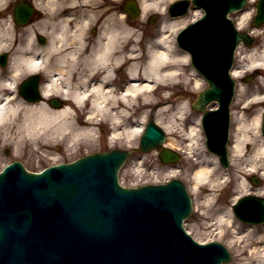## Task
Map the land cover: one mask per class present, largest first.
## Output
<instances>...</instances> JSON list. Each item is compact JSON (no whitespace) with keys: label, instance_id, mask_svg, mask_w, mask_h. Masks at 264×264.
<instances>
[{"label":"bare ground","instance_id":"bare-ground-1","mask_svg":"<svg viewBox=\"0 0 264 264\" xmlns=\"http://www.w3.org/2000/svg\"><path fill=\"white\" fill-rule=\"evenodd\" d=\"M1 1L3 2L5 0ZM39 1L40 0H38V2ZM141 2L144 10L147 11L151 8V6L157 7L159 10H163L164 7H166L165 3L168 1L163 2V8L159 7V0H141ZM38 4L45 5V3ZM126 7L129 8L131 16L136 15L138 7L136 6L134 0H129ZM248 15L249 14L246 13L244 17ZM113 19L114 21L112 22L111 20ZM124 21L123 17H120L119 21L115 18H111L106 25V27L110 26L111 28L109 29L105 27L101 36V38H105L106 42L99 43V50L92 59H89L88 56L84 58V64H86L88 70L84 72L86 76L82 82L83 86L86 84V79H89L92 75H94V73L101 71L102 77L98 83L82 90L77 87L73 88L74 85L72 78L74 76V72L72 70H76L78 67L75 65H72L73 67H67L65 65L59 68L60 71L55 78L50 79L49 84L45 86V92L48 95L53 92L52 90H55L59 95L64 94L65 96H62L64 98L66 96L70 97L72 102V105H70L71 107H73V104L81 105L86 101V99H88L91 105V116H89L88 119L91 121V119L94 120L95 117H97V119L102 118V122L111 120L115 126L114 136L121 134L132 135L134 133L133 130L131 131V128L128 129L126 126L121 127H126L123 133L119 132L117 126L119 125L120 127L122 125V119L124 117L135 115V107H152L157 104L156 106L161 108L156 111L158 122L161 123L169 133L173 134L175 132V126L179 124L178 119H182L188 113V111L186 112L188 109L187 105H183L176 116L169 114L168 119L163 117L164 115L161 113H168V111L172 108V101L175 95L170 93V90H172L175 85L182 84L184 82L183 79L185 78V74L182 72V67L177 59L188 60V55L184 54V56H182L179 52H175L173 50V47H175L174 41L169 37L170 32L174 28L182 26L186 21L184 19L174 22L164 21L162 26L163 33L157 40L152 42L144 62L139 55L134 54V52H131L129 55H125L122 51H119V56H115V54H117L118 43L120 48V43L123 39H125L124 37L128 36V34L132 32V28L127 25H131L129 23L131 21ZM1 23L3 26L0 27V49L4 47L10 48L9 44L11 42V38H14L17 28H15V26H13V22L11 23L10 21H4ZM241 24L243 23L241 22L240 25ZM240 28L243 27L240 26ZM35 30H37V28L33 25L30 27L29 35L23 42H15L14 50H20V52L14 54L7 76H2L0 73V121H4L7 125H9L10 131H8V133H11L10 138H17L21 144H23L22 141L25 144H31L40 142L42 139L49 140L52 136H60L63 139L69 138V140H75L79 136L90 135L94 128L91 127L89 122H86L87 126H80L77 122H75V120L70 118L72 110L70 106L54 110L53 108L50 109L46 107L45 104L26 105L19 97L15 98L14 95L16 93L17 83L25 76L34 73V71L38 68L35 44L33 42V33H35ZM66 30V28H63L62 32L59 34L60 39L58 42H64L66 37H69V34H72ZM251 34L256 36L261 35L258 29L253 30ZM157 45L160 46L161 50H154ZM262 47L264 49V44ZM111 49H114L115 51L110 52ZM241 50L242 48H239V54L244 53V51L241 52ZM52 51L53 50L50 47L49 53ZM259 52L260 51L257 49L248 51V58L252 63V65H250L251 69L264 67V50H262V54H259ZM74 53L72 50H69L67 54L61 57L64 61H67V58L69 56H73ZM127 62L130 63L127 67V73L133 79L131 84L125 87V91L123 93L117 94L112 91L110 87L106 86V82L114 76V71L109 67L111 64L117 65L118 63L119 67H122ZM99 66H101V68L98 70ZM241 74L242 73L240 71H234L235 77H239ZM62 79L65 82L63 86L65 88L64 91L62 90L60 84L63 83ZM199 84L200 82L197 81V88L199 87ZM243 90L244 86H240L239 93H242ZM252 98V102H247L248 100L246 99L245 104L256 105L264 101V95L260 96L259 92H255ZM162 99L165 101H162ZM12 102L13 104H11ZM20 112L21 114H19ZM145 114L146 115L143 116L144 119L147 117L148 112H145ZM261 117L262 110L256 112L252 118V124H247L246 120H244L245 118L242 121L240 120L238 123V130L240 135H242L239 137L238 133V138L235 139L232 147L233 151L240 155H238L240 157H238L239 163L236 164L238 173H245L248 170L255 171L260 168L264 170V143L261 149L254 153L253 157L245 159L247 152H244V146L246 143L253 139L250 134L252 129L255 128L260 133ZM144 123V121L140 122L141 129L139 131L141 132ZM199 125L200 121L196 122L195 127H199ZM195 127H191L192 131H196ZM199 135H201V133ZM190 139L193 140L194 137ZM168 143L169 146L176 147L178 140H175V138L172 137ZM242 155L244 157H241ZM198 164L200 167L197 170L195 177L196 186L199 187L198 185L202 183L207 186L210 185L214 190L221 187L223 182L221 181L222 175L218 172V161L216 158L209 157L205 154L203 159H199ZM238 187V193H242L247 190L248 184L245 178H243ZM214 199L215 195L211 196V198L208 199V202H212ZM228 212V223L233 225L231 210L229 209ZM223 217L224 216H221L219 219L222 223L224 221ZM236 247L239 251L243 248L241 245H236ZM258 251V248H253V254L251 253V256L258 254ZM260 257L264 258V255H260Z\"/></svg>","mask_w":264,"mask_h":264},{"label":"rangeland","instance_id":"rangeland-1","mask_svg":"<svg viewBox=\"0 0 264 264\" xmlns=\"http://www.w3.org/2000/svg\"><path fill=\"white\" fill-rule=\"evenodd\" d=\"M160 1H168V0H159ZM254 0H251L249 4V12L251 14L254 12ZM120 5V4H119ZM153 9V8H151ZM252 16V15H251ZM240 15H235V19H239ZM250 21V20H249ZM136 23V24H135ZM139 18H136L134 21V25H132L133 28L137 29V27L140 26ZM152 25H149V30L151 29ZM246 29V28H245ZM261 35L258 38V43L248 48L245 45H241V52L244 51L242 54H237L236 58V64L239 71H245L250 65H252L251 60L248 58V51L257 49L259 50V54H262L263 44H264V26L261 30ZM133 34V33H131ZM132 39V35L126 38V41L124 42V45H128V40ZM139 46V45H138ZM123 47V46H122ZM122 47H120V50L123 51ZM139 48V47H138ZM158 50L159 47L157 48ZM119 50V51H120ZM125 51V50H124ZM141 54H145V50L140 49ZM128 54V53H127ZM130 63H126L122 67H119L118 76L122 77L124 74L127 73V67ZM185 68V75L188 79L187 83L182 84L181 86L183 88H174L173 92L177 95H175L173 101H172V108L168 113H161L168 119V115H177L179 110L182 108L183 105H187L188 109L190 110V104L191 99L196 96L197 93H199L201 90L206 88V85L203 80H201L199 87L195 88V84L197 82V77L194 74V72L191 69V66L188 65ZM261 71L264 72V67L260 68V75H255L253 80L251 82H243L242 84L245 87V90L241 95L236 99L237 103L233 105L234 111L237 114L238 120L242 121L246 120L247 124H252V118L256 114V112H259L262 110L264 111V101L260 104H245L244 102L246 99L249 100V102L252 100V88L259 87V85H264V75H261ZM244 77V74H242ZM190 80V81H189ZM180 86V87H181ZM262 87V86H261ZM185 89V90H184ZM164 99H162L163 101ZM165 101V100H164ZM252 102V101H251ZM157 105V104H156ZM152 106L148 107L147 111L151 113V115H154V111H158L161 108L159 106ZM245 106V107H244ZM137 117L139 118L142 116L143 111L141 109L137 110ZM192 114H187L188 116V122L184 123L182 119H178V125L175 126V132L173 134L169 133L170 138H175V140H178L177 146L173 147L176 150H181L185 153L183 160L178 164V166L174 169H170L168 166L161 163L159 160L158 154L153 151L141 159H135L134 163L127 166L124 169V172H122V182L124 185L133 186V185H140L144 183H160L166 180L167 178L172 176H177L181 178L188 186L191 193L196 198V205L197 208L195 212L193 213L191 219L188 221L187 226L188 228L200 239L202 240H208L212 239L216 236V233L218 234L216 237L217 239L223 241L232 251L233 258H232V264H249L250 260L252 258L257 259L258 263H260V254L264 255V251L260 250L258 251L257 255H254L253 257H247L245 254H243L242 251H239V249L236 247V243L243 245L244 241L247 240H253L256 239L257 236H254V234L249 235L247 237H243L242 235L240 237H232L231 233V227L228 223V210L231 208V205L235 202L236 194H231V191L233 188L236 187V172L235 170H232V179L231 183L228 184L230 186L227 187L226 185H222L221 188H218L217 191H215L210 185L209 186H203L198 190L196 186V173L199 169V165L196 164V160H198V157L200 156V150L198 152H194L192 154H187L189 152L188 149V134L186 132H190L191 125L196 121V118L199 117L197 113L194 111H191ZM179 117V116H177ZM137 124V122H136ZM97 125V126H96ZM95 129L90 135H82L76 138L75 140H63L60 136H52L49 138V140L42 139L40 142L31 143L30 146H26V144L22 141L23 144L17 139H15V142L12 144H9L8 138H10L11 133H8V128L4 127V131L0 128V169L3 167L7 162L11 160H21L23 161L27 168L32 170H40L43 166L53 163L58 160H70L74 157H78L83 155L87 151H96L100 150L101 148H105L110 145H113L114 147L118 146L119 148H126L129 146H135L137 145L138 141L131 140L132 138H135L133 134L131 136H125L122 139L116 140L117 144H113L111 141V136L105 133V131L100 127L98 124H96ZM187 125H190V128L188 129ZM104 127V126H103ZM105 129V128H104ZM138 129V125L134 126V130ZM238 132V131H237ZM187 134V135H186ZM252 136V140H250L246 145L244 146V152H247V155L245 156V159H248V157H253L254 153L256 151H259L264 143V137L261 133L257 131V129H252V132L250 133ZM242 135V134H241ZM239 133V137L241 136ZM256 136V137H255ZM255 137V138H254ZM138 139V137L136 136ZM72 142V143H71ZM12 145V147H11ZM108 146V147H109ZM172 147V146H171ZM201 147V145H200ZM7 149H9L10 153L6 154ZM192 155V156H191ZM237 157L240 155L237 154ZM239 155V156H238ZM241 157H244L243 155ZM240 158V157H239ZM239 161V160H238ZM223 169H221L222 171ZM235 174H234V172ZM255 175L261 177L264 180V171L261 173L259 171H256ZM222 174V173H221ZM247 184L248 186H251L252 184L249 182V176L253 175L250 174V172H247ZM240 176V175H239ZM227 178V177H226ZM243 177H240V179ZM223 178L221 179V181ZM235 182V183H234ZM232 188V189H231ZM264 188V185L261 187ZM264 190V189H263ZM215 195V199L212 202H208V199L211 198V196ZM224 216L223 223L219 221L220 217ZM235 220V217H234ZM234 226H240V223L235 220ZM238 228V227H236ZM234 229V228H233ZM244 240L242 243L237 242ZM246 245V244H245ZM242 250V249H241Z\"/></svg>","mask_w":264,"mask_h":264},{"label":"water","instance_id":"water-1","mask_svg":"<svg viewBox=\"0 0 264 264\" xmlns=\"http://www.w3.org/2000/svg\"><path fill=\"white\" fill-rule=\"evenodd\" d=\"M229 1L234 2V4L230 6V10H233L236 7L240 6L245 0ZM213 22L214 20H211V23ZM222 23L223 24L219 27L223 28L214 29L212 30V33L219 31L214 34L216 40H218L220 36H222V33L220 31H223L224 38L221 40V42H224L227 24L225 20H222ZM233 38V48L240 40H246L245 36L236 33L235 36L233 35ZM230 55V57H232V50L230 52ZM215 93H217V89L215 84H213L212 87L204 95H202V100H204L203 104L209 102L208 100L210 99L208 97ZM154 134L157 135L158 133L155 131ZM114 157H117L118 161L115 160ZM121 159L122 156L113 154V156L105 155L103 157L84 160L83 162L75 166L66 167V169H64L66 170V172L60 178H53L50 181H45L44 183L39 181L41 177L31 176L29 174L21 172L22 180H25L26 182L24 188L21 190L24 197L23 200L28 202L36 200L41 204L45 203L43 206L45 210V206L53 204L49 203V196L50 194L54 193L56 197L60 199L64 198V206L68 210L72 211L73 215L79 220L77 221L79 222V224L85 226L91 224L93 227L95 225L93 229H98L100 231H106V233H109L111 231V228L107 226L108 221L102 219V217L98 214V212L100 213L101 210V203L98 200L88 199V197L86 199H82V202L79 200V197L82 193L87 192L89 188L90 191L94 188V185L92 184H94L98 179L100 181L98 183H102L107 188L108 196L111 195V188L113 190L115 189L114 191L119 195L135 196L140 193V196L143 198V200H145V203L151 204V206H153L154 208L159 209V212H161V210H165V213H171L176 218L177 223L181 225L182 220L185 219L190 213L189 199L185 193L183 186L180 183L176 182L169 186L150 189L148 188L139 192H124L118 190L117 188H115L114 184L116 170L119 166V163L121 162ZM4 180L5 175L0 176V199L5 194L1 190V186L5 182ZM17 184L21 185L22 183L20 182ZM17 184L9 186L11 189L15 190L16 193L19 192L18 190L22 188V186L17 187ZM136 202L140 203L141 200L137 199ZM109 211L119 212V224H124V226H128L129 224H131L136 227V225L139 226L140 224H143L144 221H149L147 219L149 217V214L145 209L139 208V210H137L134 207L127 205V203L123 205V203L120 204V202H114V206L109 207ZM11 214L14 213L10 208L6 206L5 208H3L0 204V257H3L5 254L4 260L8 262V264H10L11 262L15 263V261L13 260V258H10L8 254L4 253L3 243L7 239L9 231L17 230L13 222H10L11 226L7 228L9 231L7 229L5 230V225L8 223L6 221H8L12 217ZM21 214L26 216V221H28L29 218L31 219L33 216L30 206L29 208L24 209ZM126 214L136 216L135 219H137V222L124 223V219L127 218ZM15 215L19 216V212L15 213ZM104 225L106 226L104 227ZM120 227L121 226L119 225V228ZM16 249L18 251L25 250L24 247L20 244L17 245ZM135 251L136 250L131 251L132 264L141 263L133 257ZM225 261H227V258L223 257L219 261V264Z\"/></svg>","mask_w":264,"mask_h":264}]
</instances>
